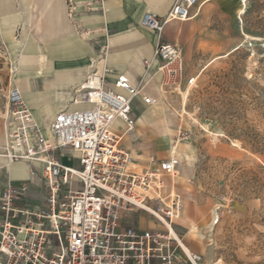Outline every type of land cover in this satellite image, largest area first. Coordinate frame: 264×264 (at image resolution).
I'll list each match as a JSON object with an SVG mask.
<instances>
[{
    "label": "built area",
    "instance_id": "built-area-1",
    "mask_svg": "<svg viewBox=\"0 0 264 264\" xmlns=\"http://www.w3.org/2000/svg\"><path fill=\"white\" fill-rule=\"evenodd\" d=\"M198 1L175 0L166 15L146 12L139 24L160 38L168 22L191 18ZM77 5L86 11H107L103 0H66L69 17ZM107 54L108 46L99 45L90 71L71 89L70 103L84 107L59 110L46 129L38 124L16 86L6 90L0 155L8 162L30 165L29 174L38 179L44 203L38 207L26 201L27 181L4 179L0 264H204L203 256L185 248L174 230V218L184 208L173 182L179 159L170 156L154 168L137 171L132 153L121 145L136 124L135 99L141 97L146 105L156 104L157 99L124 74L108 86ZM153 58L160 63L162 84L180 87L182 48L158 42ZM0 61L7 62L10 74L17 72L16 61L9 60L3 44ZM99 62H103L102 69L96 66ZM194 82L195 77L186 80L188 85ZM56 153L73 155L78 167L62 164ZM188 182L194 183L193 179ZM218 201L228 204L232 199L220 194ZM221 206L212 207V225L219 221ZM135 214L138 221L142 214L149 216L157 226H133L127 218ZM177 249L182 258L176 255Z\"/></svg>",
    "mask_w": 264,
    "mask_h": 264
},
{
    "label": "rangeland",
    "instance_id": "rangeland-1",
    "mask_svg": "<svg viewBox=\"0 0 264 264\" xmlns=\"http://www.w3.org/2000/svg\"><path fill=\"white\" fill-rule=\"evenodd\" d=\"M244 5L240 14L243 1L221 0L192 20L177 21L176 32L183 37L178 42L184 51L182 83L177 89L163 85L153 53L144 59L135 81L157 103L141 109L151 122L136 121L121 141L139 171L170 156L179 159L175 176L184 177L175 188L197 224L190 226L195 227L191 237L201 245L205 264H264V0ZM6 73L0 76L9 80ZM189 77H195L191 85ZM2 83L0 138L8 89L7 81ZM139 111L135 107L133 116ZM220 194L232 201H218ZM215 204L222 206L212 225ZM142 215L149 228L157 226Z\"/></svg>",
    "mask_w": 264,
    "mask_h": 264
},
{
    "label": "crops",
    "instance_id": "crops-1",
    "mask_svg": "<svg viewBox=\"0 0 264 264\" xmlns=\"http://www.w3.org/2000/svg\"><path fill=\"white\" fill-rule=\"evenodd\" d=\"M103 1L107 9L105 13L86 11L77 5L76 12L69 17L66 0H0V44L6 47L9 60L16 61L18 67L17 72L10 74L7 62L0 61V73L7 71L10 74L9 80L0 76V84H3L2 81L6 84L7 81L8 88L16 86L20 89L26 105L43 129L48 127L59 110L84 107L70 103L71 89L79 85L90 71L99 45L108 44L104 64L108 70L106 84L113 86L118 74H124L132 84H136L135 80L142 71V61L152 56L158 43V36L142 28L140 20L146 12L166 15L175 0ZM220 2L221 0H199L190 11L192 17L184 21L194 19L200 12L216 8ZM177 21L179 20L168 22L160 37L165 43L179 45L184 58L183 47L178 43L183 37L176 32ZM16 33L18 38H15ZM96 66L102 69L103 62ZM147 91L149 90H145V93L156 98ZM144 106L148 105L143 103L141 97L135 99L133 109H140L134 116L136 121L144 113L141 111ZM117 128L120 130L121 126ZM124 138L125 136L122 140ZM3 142L4 138H0V147ZM53 155L66 166L78 167L77 159L71 154ZM29 167L24 161L8 162L0 155V190L7 177L13 182L27 181L29 191L26 201L39 207L44 203V196L38 179L30 176ZM182 177L184 175L177 176L175 182L174 176L175 187ZM189 179L192 178H187V183L191 186L194 183L190 184ZM183 209L182 215L175 220V233L190 252L202 255L201 245L191 237L195 227L190 226L197 224L189 217L187 207L184 206ZM135 215L128 217L127 221L136 227H149L144 216L138 221ZM176 255L183 257L180 249L176 250Z\"/></svg>",
    "mask_w": 264,
    "mask_h": 264
},
{
    "label": "bare ground",
    "instance_id": "bare-ground-1",
    "mask_svg": "<svg viewBox=\"0 0 264 264\" xmlns=\"http://www.w3.org/2000/svg\"><path fill=\"white\" fill-rule=\"evenodd\" d=\"M241 1H243V6L241 7V9H240V14L241 13H243L244 11H245V5H244V2H245V0H241ZM229 54V53H228ZM221 58V57H220ZM217 59V58H216ZM215 59V60H216ZM214 61V60H213ZM211 63V62H210ZM209 63V64H210ZM18 88V87H17ZM19 89V88H18ZM20 90V89H19ZM187 98V97H186ZM186 101V100H185ZM187 103V102H186ZM185 104V103H184ZM183 108V107H182ZM151 118L152 117H150V115H148V114H146L145 112L144 113H142L139 117H138V119H137V123L138 124H141V125H145V124H147V123H149L150 121H151ZM2 147V146H1ZM1 147H0V149H1ZM174 152H177L176 150H174ZM181 155V154H180ZM186 158H187V156H186ZM179 165V164H178ZM177 165V166H178ZM183 169V168H182ZM175 182H176V180H177V176H175ZM183 211H184V209H183ZM183 211H182V213H183ZM182 213L179 215V216H177V217H175L174 218V221L176 220V219H178L181 215H182ZM184 246V245H183ZM185 247V246H184ZM186 248V247H185Z\"/></svg>",
    "mask_w": 264,
    "mask_h": 264
}]
</instances>
